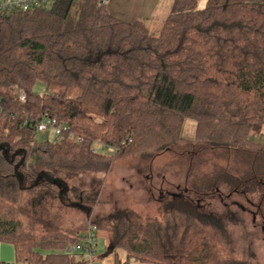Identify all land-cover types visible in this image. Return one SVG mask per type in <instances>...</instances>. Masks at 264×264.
Segmentation results:
<instances>
[{"label":"trees","instance_id":"obj_1","mask_svg":"<svg viewBox=\"0 0 264 264\" xmlns=\"http://www.w3.org/2000/svg\"><path fill=\"white\" fill-rule=\"evenodd\" d=\"M45 118L67 133L37 141ZM187 119L195 123L189 139ZM263 129L264 0H206L203 8L173 0L156 34L99 0L0 12V242L12 245V264H88L71 247L89 223L97 237L108 230L115 264H255L222 255L224 229L208 213L200 220L196 205L212 190L221 196L220 186L249 203L261 189L259 212L264 137L254 138ZM94 140L117 152L92 153ZM167 152L187 158V190L164 191L160 217L118 210L87 219L98 189L82 175L108 171L125 154L146 159L153 173V158ZM205 152L209 160L198 161ZM237 155L250 163L232 179ZM201 166L207 171L197 172ZM70 211L84 218L75 225Z\"/></svg>","mask_w":264,"mask_h":264},{"label":"rangeland","instance_id":"obj_2","mask_svg":"<svg viewBox=\"0 0 264 264\" xmlns=\"http://www.w3.org/2000/svg\"><path fill=\"white\" fill-rule=\"evenodd\" d=\"M148 1L150 6L145 12L147 14H145L144 21L145 23L148 22V28L151 33L156 34L161 22L170 11L173 0ZM205 1L197 0V8H203ZM113 3L117 4L118 2L113 0ZM44 90L43 82L38 80L35 85V91L39 93ZM194 127L191 124L183 127L184 138L189 139L193 136ZM54 136V129L48 127L44 132L37 133L36 139L39 142L52 141ZM256 136L254 139L261 141L264 137V129ZM174 155L171 152H167L153 158V173L146 169L148 165V162L145 161L146 159H140L137 155L125 154L112 159L108 171L97 172L87 176L78 175V177L81 176L84 179L86 184L91 180L97 184L95 188L98 189V193L93 203L88 205L91 213L87 219L89 221H94L96 218L103 219L118 210H131L141 217H160V211L164 207L162 204L164 200H161V202L160 197L164 195V191L175 190L176 184H179L180 188L185 186L184 182L189 166L187 158H179ZM210 156V152H205L197 160L203 162V158L206 157L205 161H207ZM247 162L250 163L249 157L244 158L239 155L234 157L233 162L229 165L232 170V179H235L237 174L242 173L243 164ZM240 166L242 171H238ZM196 171L200 173L207 170L201 166V169ZM216 173L217 176L223 175L219 171ZM161 175L166 181H162ZM78 183L76 181V184ZM212 184L213 182H210L206 189L211 187ZM219 189L221 196L211 195L214 192L212 190L211 194L197 201L199 206L193 202L192 197L189 198V202H193V205L198 207L197 211H199L201 216L197 212L193 214L199 215L198 218L202 221L203 219L206 220V213L213 215V218L216 219L215 221L218 222L216 226L224 229L225 233L221 237V243L218 244V250L222 255L250 259L255 264H264V222L262 219V215H264V200L258 207L259 212L256 205L259 201L258 195L261 193V189H257L258 191L249 195L251 203L245 197L236 193L228 194L229 190L224 188V186H220ZM166 196L165 200L168 199V195ZM254 211L256 212L253 213ZM80 214L83 213L69 212L75 225L78 219L82 220L84 218ZM203 222L206 223V221ZM203 225L207 226V224ZM98 233L100 234L97 250L98 254L103 255L109 245L105 246V242L108 240V230L102 228ZM116 252L120 258H125L123 250L116 249ZM134 263L139 264V262L130 261V264ZM90 264H100V262L96 259Z\"/></svg>","mask_w":264,"mask_h":264},{"label":"built area","instance_id":"obj_3","mask_svg":"<svg viewBox=\"0 0 264 264\" xmlns=\"http://www.w3.org/2000/svg\"><path fill=\"white\" fill-rule=\"evenodd\" d=\"M51 1L53 0H0V12L11 10L27 11L30 8L49 3ZM107 1L108 0H99V4H106ZM21 98L24 99L23 96H21ZM48 127H52L54 129L56 137H62L68 131L66 125L57 123L54 118L37 120L36 131L44 132ZM79 139L80 138H77V140ZM91 152L94 154L102 152L115 154L117 149L101 141L94 140L91 146ZM97 238V226L94 223H89L82 239L71 247V249L81 252L83 258L87 260L88 264H90L96 255Z\"/></svg>","mask_w":264,"mask_h":264},{"label":"crops","instance_id":"obj_4","mask_svg":"<svg viewBox=\"0 0 264 264\" xmlns=\"http://www.w3.org/2000/svg\"><path fill=\"white\" fill-rule=\"evenodd\" d=\"M117 2H118L117 4H114L113 0H108V2L106 3L107 9L112 14L127 21H133V20L144 21L145 14H147L145 12L150 6L148 0H117ZM190 124L194 125L195 123L193 120L187 119L184 127ZM99 234L97 238L96 249H98ZM105 244H106L105 246L108 245L107 240ZM96 259H98L100 264H115L114 253H107L105 251L103 255H100L98 254V250H97L93 261ZM13 261H14V251L12 245L6 242H0V264H4V263L12 264ZM139 264H151V263L139 262Z\"/></svg>","mask_w":264,"mask_h":264},{"label":"flooded vegetation","instance_id":"obj_5","mask_svg":"<svg viewBox=\"0 0 264 264\" xmlns=\"http://www.w3.org/2000/svg\"><path fill=\"white\" fill-rule=\"evenodd\" d=\"M177 189H180V188L178 187ZM182 189H183L184 192H186V190H187V189L184 188V187H183ZM171 194H172V195H175V193H173V192H172ZM263 229H264V225H263Z\"/></svg>","mask_w":264,"mask_h":264},{"label":"water","instance_id":"obj_6","mask_svg":"<svg viewBox=\"0 0 264 264\" xmlns=\"http://www.w3.org/2000/svg\"><path fill=\"white\" fill-rule=\"evenodd\" d=\"M113 248V245L112 244H109L108 245V249H112Z\"/></svg>","mask_w":264,"mask_h":264}]
</instances>
